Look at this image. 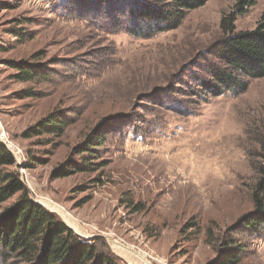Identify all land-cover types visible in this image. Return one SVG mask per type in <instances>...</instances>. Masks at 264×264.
Instances as JSON below:
<instances>
[{
  "label": "rangeland",
  "instance_id": "374dc122",
  "mask_svg": "<svg viewBox=\"0 0 264 264\" xmlns=\"http://www.w3.org/2000/svg\"><path fill=\"white\" fill-rule=\"evenodd\" d=\"M90 1L0 0V141L18 164L28 151L47 157L20 166L32 199L130 264H212L227 238L245 244L240 264H264V236L243 237L234 228L253 209L251 163H264V77L248 79L237 95L211 96L198 85L209 77L203 57L223 35L221 18L234 13L235 31L253 29L264 0H208L176 29L151 38L115 28L104 0ZM16 19H27L18 27L32 37L22 44L9 32ZM32 54L44 78L14 82L3 61ZM24 87L38 96L10 95ZM54 109L69 119L62 136L50 143L21 137ZM102 120L109 133L99 170L53 177ZM138 203L143 211L131 212ZM191 217L197 232L186 224Z\"/></svg>",
  "mask_w": 264,
  "mask_h": 264
},
{
  "label": "trees",
  "instance_id": "16d2710c",
  "mask_svg": "<svg viewBox=\"0 0 264 264\" xmlns=\"http://www.w3.org/2000/svg\"><path fill=\"white\" fill-rule=\"evenodd\" d=\"M111 1H103L106 6L104 16L115 22V28L137 37L151 38L176 29L187 12L203 6L208 0H115L121 6H112L116 4ZM90 2L95 6L101 0ZM237 4L242 10L241 3ZM120 15L122 17H118ZM16 20L15 25L9 27V32L16 42L22 44L32 37L25 27H18L26 24L27 19ZM234 20V13L221 18L223 35L204 53L203 63L206 64L205 70L209 77L200 79L198 85L203 93L211 96L226 92L240 94L246 90L248 79L264 77V11L253 29L235 31ZM4 46L1 44L0 50H5ZM36 58L38 55L32 54L29 58L10 57L3 62L13 70L10 78L14 82L34 84L44 78ZM13 94L28 98L38 96L39 92L24 87L10 93ZM68 120L54 109L26 127L21 137H35L38 143H50L51 136L60 137L65 133L69 126ZM103 121L83 135L73 153L53 169V177L99 170L103 165L99 146L107 140L106 135L109 133L101 129ZM27 156L28 160L24 164L16 163L13 152L0 141V264H130L109 251L100 237L88 241L83 239L56 213L32 199L21 180L20 166L28 168L34 160L46 163L48 159L33 151H28ZM259 157L264 160V141L260 142ZM251 167L256 173V180L251 187L253 209L240 215L234 222V228L243 237L260 238L264 236V163L252 162ZM129 207L132 208L131 212H141L144 208L139 203ZM186 224L197 232L199 225L195 217L188 219ZM206 236L210 237V230ZM244 248L245 244L235 239L219 241L212 264H240Z\"/></svg>",
  "mask_w": 264,
  "mask_h": 264
},
{
  "label": "built area",
  "instance_id": "2783aa9c",
  "mask_svg": "<svg viewBox=\"0 0 264 264\" xmlns=\"http://www.w3.org/2000/svg\"><path fill=\"white\" fill-rule=\"evenodd\" d=\"M4 138V137H3ZM6 138V137H5ZM20 161V158L17 159V162ZM22 168V167H21ZM20 172V177L22 182L26 185V187L28 188L29 192L31 195H34V189L31 185V180H29V177L27 176V174L25 173L24 169H19Z\"/></svg>",
  "mask_w": 264,
  "mask_h": 264
},
{
  "label": "water",
  "instance_id": "95a60500",
  "mask_svg": "<svg viewBox=\"0 0 264 264\" xmlns=\"http://www.w3.org/2000/svg\"><path fill=\"white\" fill-rule=\"evenodd\" d=\"M40 204V203H39ZM51 211V210H50ZM53 212V211H52ZM71 228V227H70ZM72 229V228H71Z\"/></svg>",
  "mask_w": 264,
  "mask_h": 264
}]
</instances>
